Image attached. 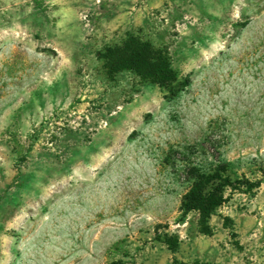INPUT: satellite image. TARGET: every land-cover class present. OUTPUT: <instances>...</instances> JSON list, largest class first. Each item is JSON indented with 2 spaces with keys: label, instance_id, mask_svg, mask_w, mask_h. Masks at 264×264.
<instances>
[{
  "label": "rangeland",
  "instance_id": "obj_1",
  "mask_svg": "<svg viewBox=\"0 0 264 264\" xmlns=\"http://www.w3.org/2000/svg\"><path fill=\"white\" fill-rule=\"evenodd\" d=\"M131 34L174 86L109 70ZM121 258L264 264V0H0V264Z\"/></svg>",
  "mask_w": 264,
  "mask_h": 264
},
{
  "label": "trees",
  "instance_id": "obj_2",
  "mask_svg": "<svg viewBox=\"0 0 264 264\" xmlns=\"http://www.w3.org/2000/svg\"><path fill=\"white\" fill-rule=\"evenodd\" d=\"M107 67L111 71L135 69L142 77L163 88H170L178 82V72L173 66L167 48L157 47L139 35L131 34L120 45L106 52ZM224 200V190L209 187L208 181L200 177L193 182L185 194L182 207L184 212L199 211L209 216ZM106 264H128L121 259H113Z\"/></svg>",
  "mask_w": 264,
  "mask_h": 264
}]
</instances>
